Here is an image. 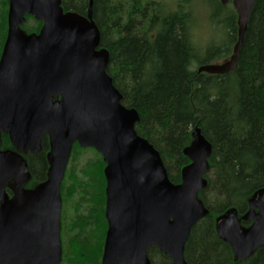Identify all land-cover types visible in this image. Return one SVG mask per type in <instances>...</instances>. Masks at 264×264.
Masks as SVG:
<instances>
[{
    "label": "water",
    "instance_id": "water-1",
    "mask_svg": "<svg viewBox=\"0 0 264 264\" xmlns=\"http://www.w3.org/2000/svg\"><path fill=\"white\" fill-rule=\"evenodd\" d=\"M219 2H231L236 12L237 41L228 60L197 73L221 76L237 69L255 0ZM92 4L88 0L86 16H79L64 12L61 0H9L0 59V138L6 135L15 151L0 150V264H60V188L75 144L93 149L105 165L107 230L100 264H150L146 252L152 246L171 264H187L190 232L208 215L197 195L207 186L211 147L194 128L183 150L190 163L178 185L169 181L159 153L135 132L137 112L121 104L106 74L109 55L100 48ZM26 15L42 23L37 35L20 29ZM43 136L46 179L25 189L30 175L21 154L40 152ZM249 207L241 218L228 211L216 219L217 236L239 261L264 247V190ZM242 221L252 224L246 228Z\"/></svg>",
    "mask_w": 264,
    "mask_h": 264
},
{
    "label": "trees",
    "instance_id": "trees-1",
    "mask_svg": "<svg viewBox=\"0 0 264 264\" xmlns=\"http://www.w3.org/2000/svg\"><path fill=\"white\" fill-rule=\"evenodd\" d=\"M193 0H93L91 15L100 48L109 55L106 74L121 94V104L138 114L135 132L159 153L169 181L178 185L189 164L183 150L194 128L209 143L207 186L197 198L208 215L191 230L184 247L187 264H264V247L235 260L216 234V219L228 211L241 218L252 196L264 190V0H255L239 53L237 69L225 75L197 73L201 66L226 61L237 41V16L231 3L209 0L206 22L223 35L221 43L201 48L194 41ZM0 12L1 34L5 31ZM64 12L86 16L88 0H61ZM208 8V5H207ZM21 30L36 33L40 23L25 17ZM3 145L11 146L5 135ZM27 155L32 189L46 179L48 141ZM12 147V146H11ZM91 156L81 162L84 155ZM92 149L72 148L64 179L60 238L61 264H100L105 232L103 169ZM69 211L70 215H67ZM256 212V211H255ZM249 227V222H241ZM150 264H171L152 247Z\"/></svg>",
    "mask_w": 264,
    "mask_h": 264
},
{
    "label": "rangeland",
    "instance_id": "rangeland-1",
    "mask_svg": "<svg viewBox=\"0 0 264 264\" xmlns=\"http://www.w3.org/2000/svg\"><path fill=\"white\" fill-rule=\"evenodd\" d=\"M176 1V0H173ZM209 0H193L192 3V12L194 13V16H196L197 18V24L195 26L194 29V41L197 45H199L201 48L205 47L206 44H210V43H221L222 39H223V35L221 32L216 31L214 28L212 29L211 33H210V26H208L207 22H206V16H207V12H209L210 9V5L208 4ZM208 5V8H207ZM80 16V15H79ZM221 62H217L218 64L222 63ZM43 139V137H42ZM42 139H41V143H42ZM0 145H1V149L4 151L8 150L11 148V146L8 145H3L2 140L0 139ZM1 150V151H2ZM39 153V152H38ZM90 154L84 155L81 158V162H83L84 159L90 157ZM47 162V161H46ZM189 165V164H188ZM208 171L205 173L207 174ZM247 214V213H246ZM244 214V215H246ZM67 215L69 214V211H67ZM243 215V216H244ZM242 216V217H243ZM250 224H252L251 221H248ZM154 247V246H152ZM150 247V248H152ZM148 248V250L150 249ZM156 248V247H154ZM157 249V248H156ZM148 250L146 252V256L148 258ZM63 251V250H62ZM161 253V252H160ZM163 254V253H162ZM149 260V259H148Z\"/></svg>",
    "mask_w": 264,
    "mask_h": 264
},
{
    "label": "flooded vegetation",
    "instance_id": "flooded-vegetation-1",
    "mask_svg": "<svg viewBox=\"0 0 264 264\" xmlns=\"http://www.w3.org/2000/svg\"><path fill=\"white\" fill-rule=\"evenodd\" d=\"M3 1L4 0H0V12H1V14L4 13ZM5 2H7V4H6V13H5V31H4L3 34H1L2 22L0 23V59H1V56H2V53H3V47H4V43H5L6 36H7V16H8V9H9V0H5ZM38 32H39V30L36 33H34V34H38ZM6 191H7V194L9 196V198H11L12 190L8 188V189H6Z\"/></svg>",
    "mask_w": 264,
    "mask_h": 264
}]
</instances>
